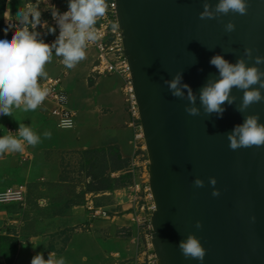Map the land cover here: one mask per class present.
I'll use <instances>...</instances> for the list:
<instances>
[{
    "label": "water",
    "instance_id": "95a60500",
    "mask_svg": "<svg viewBox=\"0 0 264 264\" xmlns=\"http://www.w3.org/2000/svg\"><path fill=\"white\" fill-rule=\"evenodd\" d=\"M157 264H264V0H116Z\"/></svg>",
    "mask_w": 264,
    "mask_h": 264
},
{
    "label": "crops",
    "instance_id": "0c3cea01",
    "mask_svg": "<svg viewBox=\"0 0 264 264\" xmlns=\"http://www.w3.org/2000/svg\"><path fill=\"white\" fill-rule=\"evenodd\" d=\"M20 4L18 0H8L6 16H4L6 21L9 18L13 21L21 20L17 10ZM6 21L4 22L5 26ZM49 47L43 51L40 60L25 58L16 63L0 65V73L4 74L8 81L15 77H22L24 83L27 84L46 76L62 75L65 70L62 63L65 49L58 45ZM87 49L95 51L94 48H86L82 51ZM79 52L80 50L69 52L71 62L73 55ZM95 61L96 58L84 64L82 60L81 63L79 60H74L70 74L65 78L77 79L78 72H81L80 76L84 81H80L81 83H79V79L75 82L72 81L75 97L83 85L92 91L104 84L99 102L94 103L93 108H89V106L80 108L86 117L91 112L92 114L97 113L100 121L85 123L77 136L56 134L59 129L75 130L78 127L80 129L81 126L78 123L79 113L71 106L72 96L65 86L63 88L69 95L68 107L76 117V124L70 129L59 126V119L53 113L54 104L52 102L47 101L44 105L37 107L19 106L17 93L8 95L5 89H0V103H3L0 124L2 126L13 124L21 127L34 139L33 158L27 161L22 160V150L12 143L0 144V191L15 184H26L29 188L28 197L24 203H0V234L18 240L13 264H116L119 260H135L136 254L132 258H125L120 253L121 251L124 255H128L137 252V247L135 248L131 239L123 241V244L114 239L106 240L105 231L99 225V220L107 219L90 217L87 206L89 201L95 202L91 195L87 198L86 205L56 203L51 196L49 197V194L54 190L52 184L57 180L59 174L51 158L53 153L74 151L84 154L89 149L117 147L125 161L126 168L118 171L111 170L112 176L122 173L136 175L138 172L137 160L139 157L134 155L135 131L129 126L130 115L123 93L122 77L115 74L93 79L91 74ZM115 79H118L120 83L118 87L113 88L111 82ZM133 162L136 164L135 167L132 165ZM32 195H35V198H32ZM55 208L58 209L56 212ZM129 215L132 213L122 217L116 215L111 221L114 223L120 218L121 222H116L118 225L121 223L118 228L135 230L136 223L134 224L130 218H127ZM81 224L93 228L94 231L75 233L62 250L53 245L51 239L57 237L58 233L76 228ZM112 229H115V226ZM82 238L83 241L85 238L90 242L89 247L82 252V255L75 256V242ZM129 247L130 249H128ZM93 248L95 251L92 255L90 251ZM0 264H8L7 259L1 253Z\"/></svg>",
    "mask_w": 264,
    "mask_h": 264
},
{
    "label": "rangeland",
    "instance_id": "374dc122",
    "mask_svg": "<svg viewBox=\"0 0 264 264\" xmlns=\"http://www.w3.org/2000/svg\"><path fill=\"white\" fill-rule=\"evenodd\" d=\"M20 5H18L17 10L20 13L21 20L13 21L9 17L6 27L0 31V65L16 63L25 58L31 59H41L43 51L49 49L47 43L46 28L49 24V12L47 7L42 4L41 0H18ZM4 0H0V7L3 5ZM8 3V0H7ZM6 3V9H7ZM10 10V9H9ZM6 16V10L5 15ZM6 19V18H5ZM2 24L1 10H0V28ZM58 47L63 48L62 45ZM64 49V48H63ZM80 52L73 55L72 62L74 60H81L84 64L88 63L93 59H97L98 55L96 49L95 51L87 49H79ZM68 51L64 50L62 56H67ZM74 72V71H73ZM72 72V73H73ZM81 72H78L77 79L79 83L84 81L80 76ZM111 76V75H104ZM117 76V75H116ZM45 78H48L47 76ZM43 78V79H45ZM63 81V87L67 88V91L72 96L71 106L79 113L78 123L81 124L80 129L75 130H57L58 135H73L77 136L82 130L85 123L95 121L99 122V116L97 113H89L86 117L80 108L85 106L86 108H93V104L99 102L101 95L103 94L104 84L101 87L95 88L92 91L86 88L84 85L79 88V91L75 97L73 95L72 81L75 82L77 79H65ZM71 80V81H70ZM123 80V79H122ZM81 81V82H80ZM111 81V80H110ZM109 81V82H110ZM71 83V86L69 84ZM120 81L115 79L111 82L112 87H118ZM124 84V81H123ZM37 107V106H32ZM145 151L140 152V156L137 160L138 162V172L136 175L130 174H120L112 176L111 170H106L115 164L114 161L109 160L107 163L95 162L93 159V165L89 166L87 157L84 156L82 152H58L53 153L51 158L54 162L55 168L58 169L59 174L57 180L53 182L52 186L54 190L51 196L56 203H66L67 205H86L87 198L91 195V198L95 200V203L99 205L107 206L111 209L114 214L122 217L129 213L144 214L149 217V220L142 225H135V230L131 228H118L121 226V219L118 218L116 222H112L111 219L99 220V225L104 229V237L106 240L114 239L118 240L120 244L123 241L132 240L135 248L137 247V252L124 255L120 251L122 257L132 258L136 254L135 261L138 260L140 264H148V257L156 259V252L152 243L153 236V226H152V214L149 210L154 198L149 195L147 187L150 186V165L149 156L147 152V147ZM105 167L106 173L104 175L105 184H107L111 189L96 190L99 188L100 179H96V175L103 171ZM62 181H66L63 183ZM139 185L138 192L134 190V187ZM35 198V195H32ZM61 201V202H59ZM55 212L58 210L54 209ZM135 224L134 216L129 215ZM110 220V221H109ZM115 226V229L112 227ZM83 231H94L93 228H89L85 224H81L76 228L68 229L58 233L57 237L51 239L53 245H56L59 250H62L71 239V237L77 232ZM78 239L75 242V256L82 255L84 250L89 247V241L84 238ZM122 241V242H121ZM130 249V247L128 248ZM94 248L90 253L93 255Z\"/></svg>",
    "mask_w": 264,
    "mask_h": 264
},
{
    "label": "built area",
    "instance_id": "2783aa9c",
    "mask_svg": "<svg viewBox=\"0 0 264 264\" xmlns=\"http://www.w3.org/2000/svg\"><path fill=\"white\" fill-rule=\"evenodd\" d=\"M49 12V24L46 28L48 46L62 45L68 52L79 49L94 48L98 55L91 77L96 79L103 75H119L122 77L123 93L130 115L129 126L134 129L135 157L145 151L146 141L142 117L140 115L131 66L129 65L124 46V34L121 28L116 0H41ZM65 67L62 75L37 79L32 83L17 84V103L19 106H42L47 101L54 104L53 113L59 119V126L64 129L73 128L76 124L75 113L69 109V95L63 88L65 76L70 74L73 67L69 55L63 56ZM9 81L0 73V87ZM3 103H0V115ZM10 142L22 150V160L33 158L32 146L34 139L23 128L13 124H0V144ZM136 166L135 162L132 163ZM140 186L134 190L138 192ZM150 196L151 187H147ZM29 188L26 184H15L0 191V203H24L28 197ZM87 209L90 217L114 219L116 214L104 205L89 201ZM151 214L155 210L153 201L149 207ZM134 221L142 225L149 220L144 214L132 213ZM148 264H157L156 259L148 257ZM116 264H140L138 260H119Z\"/></svg>",
    "mask_w": 264,
    "mask_h": 264
},
{
    "label": "trees",
    "instance_id": "16d2710c",
    "mask_svg": "<svg viewBox=\"0 0 264 264\" xmlns=\"http://www.w3.org/2000/svg\"><path fill=\"white\" fill-rule=\"evenodd\" d=\"M6 3L7 0H4L3 5L0 7L1 10V18L2 24L0 31L6 27L4 25L5 22V10H6ZM35 61V60H33ZM23 84L24 80L22 77H15L11 81H9L4 87H0V89H5L6 94L11 95L17 93L18 86L17 84ZM84 156L87 157L88 165H93V159L95 162L107 163L109 160L114 161L113 167H107L108 170L118 171L126 168L125 161L122 159L120 151L117 147H109V148H101V149H89V151L84 152ZM93 158V159H92ZM109 159V160H108ZM105 167L103 171L96 175V179H100L99 188L96 190H104V189H111L107 184H105L104 175L106 173ZM17 246L18 240L15 238H11L9 236H4L0 234V253L5 256L7 259L8 264H13L16 253H17Z\"/></svg>",
    "mask_w": 264,
    "mask_h": 264
}]
</instances>
